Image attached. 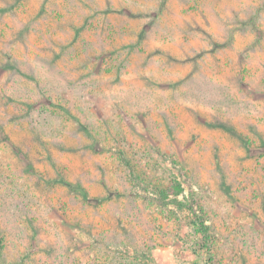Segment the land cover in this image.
I'll list each match as a JSON object with an SVG mask.
<instances>
[{
    "label": "rangeland",
    "instance_id": "374dc122",
    "mask_svg": "<svg viewBox=\"0 0 264 264\" xmlns=\"http://www.w3.org/2000/svg\"><path fill=\"white\" fill-rule=\"evenodd\" d=\"M0 264H264V0H0Z\"/></svg>",
    "mask_w": 264,
    "mask_h": 264
},
{
    "label": "trees",
    "instance_id": "16d2710c",
    "mask_svg": "<svg viewBox=\"0 0 264 264\" xmlns=\"http://www.w3.org/2000/svg\"><path fill=\"white\" fill-rule=\"evenodd\" d=\"M190 210H193V212H195L194 211V209H192V207H190ZM199 220V227H200V231H202V233L204 234V235H206V236H208V231H207V229H208V225H206L205 223H204V220H202V219H198Z\"/></svg>",
    "mask_w": 264,
    "mask_h": 264
}]
</instances>
